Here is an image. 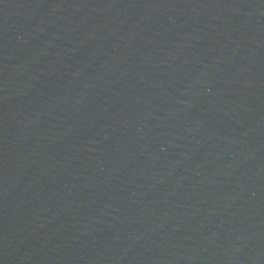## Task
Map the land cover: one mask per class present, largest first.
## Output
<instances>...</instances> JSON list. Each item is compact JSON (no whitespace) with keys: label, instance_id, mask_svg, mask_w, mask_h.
Masks as SVG:
<instances>
[{"label":"water","instance_id":"95a60500","mask_svg":"<svg viewBox=\"0 0 264 264\" xmlns=\"http://www.w3.org/2000/svg\"><path fill=\"white\" fill-rule=\"evenodd\" d=\"M0 264H264V0H0Z\"/></svg>","mask_w":264,"mask_h":264}]
</instances>
